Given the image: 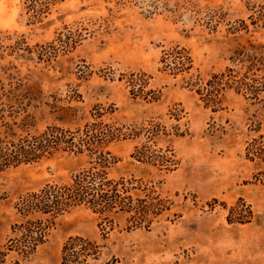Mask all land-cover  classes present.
<instances>
[{
	"label": "rangeland",
	"instance_id": "374dc122",
	"mask_svg": "<svg viewBox=\"0 0 264 264\" xmlns=\"http://www.w3.org/2000/svg\"><path fill=\"white\" fill-rule=\"evenodd\" d=\"M27 6L0 0V82L23 81L41 89L44 102L86 114L112 107L107 122L157 124L152 140L109 146L117 159L110 176L150 182L169 210L150 229H129V216H119L104 237L103 220L80 207L57 219L32 257L12 252L7 264H61L64 244L76 236L102 247L92 264H264V0H57L41 22ZM49 48L57 56L48 58ZM181 49L193 61L186 71L171 57ZM243 54L257 56V98L227 85L228 77L208 95L215 75L247 73ZM26 105L19 118H34L32 133L60 125L51 107ZM143 147L175 165L168 171L137 160ZM88 161L57 155L0 172V248L18 221L21 195L70 182Z\"/></svg>",
	"mask_w": 264,
	"mask_h": 264
},
{
	"label": "trees",
	"instance_id": "16d2710c",
	"mask_svg": "<svg viewBox=\"0 0 264 264\" xmlns=\"http://www.w3.org/2000/svg\"><path fill=\"white\" fill-rule=\"evenodd\" d=\"M55 3L57 0H28L27 9L31 19L41 22ZM59 42L62 46L68 43L63 40ZM28 50L32 53L31 48ZM181 50L183 53L177 50L171 57H176L173 61L176 62L177 70L186 71L192 67L193 61L186 49ZM50 53L48 58L57 56V49ZM45 55L40 53L38 59L43 60ZM243 56L249 63L247 73L240 77L230 69L228 75H215L205 88L208 95L219 91L228 77L225 82L227 85L235 84L237 89L249 91L257 98L260 89L255 86L258 84L255 74H251L257 65V56ZM133 81V85H136L141 80ZM75 94L82 101L79 94ZM42 96L41 89L23 81H10L8 84L0 82V172L35 164L57 155L88 156V166L68 183H48L18 198L14 208L19 218L12 226V236L5 250L0 248V264H7V257L12 252L25 260L32 257L48 241L57 219L80 207L103 220L100 225L104 237L108 230L114 229L119 216H129V229H150L154 221L169 210L168 200L163 199L150 182L134 177L113 179L110 176V169L117 164V159L108 149L109 146L140 136L152 140L157 135V124L150 122L140 126L107 122L106 116L115 111L112 107L111 111H107L102 105H96L86 114L80 107L50 105L44 102ZM72 99L76 101V98ZM24 104L36 108L40 105L51 107L54 120L60 125H51L41 133H32L34 118L29 114L19 118L25 112ZM63 125L69 126L66 128ZM17 130H22L24 134L18 135ZM155 155L149 148L143 147L137 148L133 157L141 162L151 161L168 171L175 165L172 156ZM249 213L252 214L251 210ZM101 249L94 240L82 236L71 237L62 248L61 264H92L101 256Z\"/></svg>",
	"mask_w": 264,
	"mask_h": 264
}]
</instances>
